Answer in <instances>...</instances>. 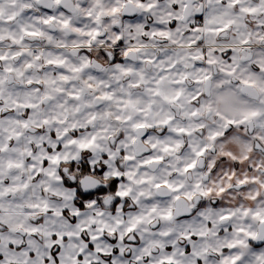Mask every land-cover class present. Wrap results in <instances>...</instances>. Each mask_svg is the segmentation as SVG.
Wrapping results in <instances>:
<instances>
[{"label":"clouds","instance_id":"9594fccd","mask_svg":"<svg viewBox=\"0 0 264 264\" xmlns=\"http://www.w3.org/2000/svg\"><path fill=\"white\" fill-rule=\"evenodd\" d=\"M0 256L264 264V0H0Z\"/></svg>","mask_w":264,"mask_h":264},{"label":"snow or ice","instance_id":"6c2138e0","mask_svg":"<svg viewBox=\"0 0 264 264\" xmlns=\"http://www.w3.org/2000/svg\"><path fill=\"white\" fill-rule=\"evenodd\" d=\"M84 146H86V145H82V147H84ZM80 195L83 196L84 199H90L92 197L93 193H91V192H89L87 194L80 193ZM120 195H127V193H120ZM131 230L132 229H129V231H131ZM190 238L191 239H195V237H190ZM186 251L194 254V247L193 246H189V247H187ZM100 252L104 256H109V253L104 252L102 249H100ZM175 255H176V252L173 253V256H175ZM56 256H57V252H55V251L51 252L49 257H48V259L49 260L55 259ZM2 258L3 257L0 256V259H2ZM172 260H173V257H165V258L162 259L161 264H172ZM113 264H116L115 260H113ZM198 264H199V261H198Z\"/></svg>","mask_w":264,"mask_h":264}]
</instances>
